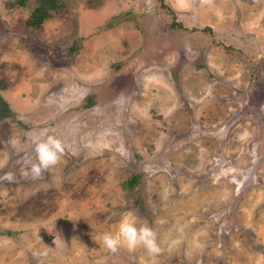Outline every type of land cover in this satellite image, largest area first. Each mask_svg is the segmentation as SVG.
<instances>
[{"label":"rangeland","instance_id":"1","mask_svg":"<svg viewBox=\"0 0 264 264\" xmlns=\"http://www.w3.org/2000/svg\"><path fill=\"white\" fill-rule=\"evenodd\" d=\"M22 1L0 0V264H264V0H165L182 28L159 0H59L29 34ZM42 131L65 154L33 180ZM126 218L158 254L103 246Z\"/></svg>","mask_w":264,"mask_h":264},{"label":"clouds","instance_id":"2","mask_svg":"<svg viewBox=\"0 0 264 264\" xmlns=\"http://www.w3.org/2000/svg\"><path fill=\"white\" fill-rule=\"evenodd\" d=\"M35 161L30 165L28 175L35 180L43 176L44 172L60 163L65 154V144L62 138L48 135L42 131L34 138ZM7 180L14 181L13 173H8ZM101 243L110 252H117L120 247H126L133 252L143 247L150 254H158L161 249L158 244V234L147 222L138 224L136 220L126 218L119 223L115 232H106L101 237Z\"/></svg>","mask_w":264,"mask_h":264},{"label":"trees","instance_id":"3","mask_svg":"<svg viewBox=\"0 0 264 264\" xmlns=\"http://www.w3.org/2000/svg\"><path fill=\"white\" fill-rule=\"evenodd\" d=\"M21 4H23V1L20 0ZM160 5H162L165 10L171 14L172 21L169 23L170 27L177 28L180 27L182 28L183 26L181 25L180 22H178L175 18V14L173 10L166 5L165 0H159ZM10 4H14L13 2ZM9 4V5H10ZM61 7H63L62 3L59 2V0H38L37 5L32 9L30 12L29 16L25 20V30L26 32L32 33L37 31L42 27V24L45 22L47 18H49L53 12L58 11ZM203 29H209V28H203ZM112 90H116L115 87L112 88ZM93 100L90 95L86 97V101L83 103L85 106H90L92 105ZM14 113L12 109L10 108L9 104L6 102V100L3 98V96L0 94V120L7 119V118H13ZM140 178V173L139 172H134L130 178H128L124 186L128 187L130 189L134 188ZM141 209H143L141 205Z\"/></svg>","mask_w":264,"mask_h":264}]
</instances>
